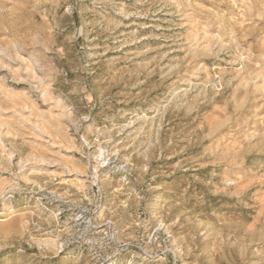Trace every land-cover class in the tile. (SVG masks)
Wrapping results in <instances>:
<instances>
[{
    "label": "rangeland",
    "instance_id": "1",
    "mask_svg": "<svg viewBox=\"0 0 264 264\" xmlns=\"http://www.w3.org/2000/svg\"><path fill=\"white\" fill-rule=\"evenodd\" d=\"M0 264H264V0H0Z\"/></svg>",
    "mask_w": 264,
    "mask_h": 264
}]
</instances>
